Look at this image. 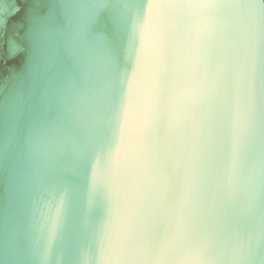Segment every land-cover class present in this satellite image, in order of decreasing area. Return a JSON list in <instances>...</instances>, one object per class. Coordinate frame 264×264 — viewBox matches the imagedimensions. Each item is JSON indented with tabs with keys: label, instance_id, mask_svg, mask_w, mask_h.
<instances>
[{
	"label": "clouds",
	"instance_id": "1",
	"mask_svg": "<svg viewBox=\"0 0 264 264\" xmlns=\"http://www.w3.org/2000/svg\"><path fill=\"white\" fill-rule=\"evenodd\" d=\"M70 7L86 22L96 6ZM134 32L119 82L101 51L74 55L60 122L14 161L27 223L14 258L46 264L55 247L70 255L79 200L94 264H255L264 254V9L147 0ZM69 35L82 41L83 26Z\"/></svg>",
	"mask_w": 264,
	"mask_h": 264
},
{
	"label": "water",
	"instance_id": "2",
	"mask_svg": "<svg viewBox=\"0 0 264 264\" xmlns=\"http://www.w3.org/2000/svg\"><path fill=\"white\" fill-rule=\"evenodd\" d=\"M264 9V0H252ZM77 4H90L87 21L73 15ZM147 0H0V264H21L13 244L27 227L24 196L18 185L14 161L26 145L50 131L61 118L60 88L73 74V58L87 49L103 53L117 82L135 57L134 24L143 18ZM135 12V16L133 15ZM83 26L82 41H72L70 29ZM32 70L29 86L23 74ZM71 163V158L63 161ZM87 169L77 181L86 189ZM75 218L79 231L68 240L71 254L53 248L46 264H94L84 231L87 219L79 200ZM34 239V237H33ZM39 252V245H37ZM255 264H264L259 254Z\"/></svg>",
	"mask_w": 264,
	"mask_h": 264
}]
</instances>
